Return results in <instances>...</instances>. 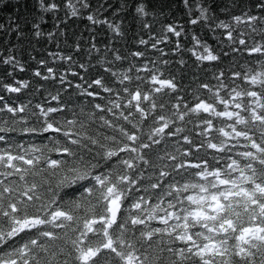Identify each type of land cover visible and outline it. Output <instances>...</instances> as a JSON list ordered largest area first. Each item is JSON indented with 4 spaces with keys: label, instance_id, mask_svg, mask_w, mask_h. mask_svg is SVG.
<instances>
[{
    "label": "snow or ice",
    "instance_id": "obj_1",
    "mask_svg": "<svg viewBox=\"0 0 264 264\" xmlns=\"http://www.w3.org/2000/svg\"><path fill=\"white\" fill-rule=\"evenodd\" d=\"M184 2L195 17L190 23L202 21L209 28L226 30L223 35L232 42V52L264 57V43L253 40L249 46L242 33L234 36L230 23L220 20L216 24L219 6L213 0H199L194 5ZM37 6L42 12L66 7V16L86 11L89 21L100 22L90 0H80V11L71 0L66 5L39 0ZM130 6L138 16L149 15L146 4L138 0L131 5L123 0L115 11ZM193 6L199 15L192 12ZM21 7L27 9V0L22 5L18 2L17 11ZM254 7L264 13V0H257ZM229 15L237 23L243 17L253 34L258 27L264 41V15L251 11ZM38 19L33 17L32 24L37 36L41 34ZM111 26L120 31L118 25ZM11 28L21 35L18 24ZM164 28L180 36L173 24ZM192 39L202 49L199 54L195 47L191 49L197 61L220 59L206 43L196 36ZM159 42L151 47L155 49ZM237 42L240 47H233ZM75 48L81 45L76 43ZM112 56L109 61L97 50L111 83L101 75L88 88L77 83L75 88L82 95L93 98L79 107L71 102L46 109L37 104L39 115L32 112L37 122L30 123L24 105L3 104L11 117L0 124V264H264V61L257 68L249 66L247 72L232 71V76H243L259 91L228 90L226 95L234 101L247 98L246 103L237 102L235 110H229V100L220 95L228 87L219 82L223 71L214 90L208 83L199 85L213 92L211 102L197 96L181 108V97L175 95L179 91L176 77H165L158 66L167 61L145 60L141 67L129 63L125 68L126 57ZM132 56L143 57L144 53L135 51ZM60 58L76 63L70 55ZM13 61L8 56L4 63ZM78 67L85 69L86 64L80 62ZM46 72L56 75L52 67H46ZM35 75L41 76L39 69ZM65 79L60 76L61 86L70 87ZM145 81L149 82L147 90L141 87ZM92 85L107 96L90 91ZM4 87L20 91L11 84ZM168 92L176 103L168 100L170 110L165 114ZM51 98L59 100V94ZM97 98L104 102H96ZM216 102L223 110H218ZM201 112L227 119L220 120L217 127L213 119L202 118ZM186 117L188 122L195 118L205 126L200 135L207 136L214 128L217 135L197 142L180 126ZM11 134L39 135L42 142H16ZM164 137H178L185 146L156 154L154 146L159 148ZM230 141H234L231 148ZM241 142L243 151L238 150ZM204 148L224 153L225 166L219 165L212 152L207 153L211 159H190ZM233 150L236 158L227 155ZM152 221L161 226H152Z\"/></svg>",
    "mask_w": 264,
    "mask_h": 264
},
{
    "label": "trees",
    "instance_id": "obj_2",
    "mask_svg": "<svg viewBox=\"0 0 264 264\" xmlns=\"http://www.w3.org/2000/svg\"><path fill=\"white\" fill-rule=\"evenodd\" d=\"M18 2L22 5L24 0H0V124L5 118H10L11 114L6 113L3 109V104L8 103L14 106L24 105L25 114L29 116L30 123H36V117L32 116L35 111L37 116L39 110L36 109L37 104L45 107H58L61 103H69L81 106L93 98L86 97L81 94L79 89L75 88L77 83L81 84L83 88H88L91 80L97 75L103 76L106 83H111L110 76L104 73L103 67L97 57V50L103 54L109 61L113 60L112 53L126 57L123 66L126 68L129 63L135 64L136 67H141L145 60L167 61L166 65H160L163 68V75L165 77L172 75L176 77L179 84V91L175 93L180 96V105L183 108L184 103L191 104L197 96L210 101L213 92L207 89H201V83H208L213 90L218 86L217 76L219 72L223 71L224 76L219 78V82L228 87L220 90V95L229 100V110H235L234 104L237 102H245L247 98L240 97L235 101L227 96L228 90L235 88L236 90L259 91L258 86H252L244 80L243 76L234 77L232 71L247 72L249 66L257 68L264 57L260 53H248L247 51L232 52L227 37L223 35L226 31L223 28L212 27L209 28L204 22L197 21L195 24L190 23L191 19L195 17L189 12L185 6L184 0H138L146 4L149 13L146 17L138 16L133 7H127L122 11L116 12L115 8L120 5L123 0H90L93 9L96 10V18L100 21L94 23L87 19V12L73 16L71 14L65 15L68 12L66 7H61L55 12H42L37 6L39 0H27V9L21 7L17 11ZM47 2H56L58 4L66 5L68 0H47ZM199 0H189V3L194 5ZM257 0H213L215 5H218L217 12L219 21L231 24V29L234 36L246 38L250 46L253 40L262 42L260 31L257 25V32L253 34L251 29L247 26L248 22L242 17L241 21L237 23L230 19V15H240L242 12L251 11L253 15H264L254 7ZM71 3L80 11V0H71ZM112 5L109 8L108 5ZM128 4H132V0H128ZM100 5H104L100 9ZM192 12L199 15L195 7H192ZM11 17V19H10ZM23 17L24 19H19ZM33 17H37L39 23L40 35H35V30L32 27L34 22ZM148 24L149 28H144V24ZM173 24V26L180 31V36L177 37L172 32L165 31L166 24ZM18 24L21 35L17 36L16 29L11 28L10 25ZM111 25H118L120 31L117 33ZM48 33H52L49 37ZM167 36V39H164ZM196 36L203 43H206L220 59L218 61H197L192 54L191 49L196 48L197 54L202 49L195 45L192 37ZM141 40L147 44L140 43ZM156 48L151 47L152 43H156ZM179 42V44H177ZM81 45L80 49L75 48V44ZM95 44L93 49L91 45ZM233 47L239 48L238 42ZM176 49V51H173ZM141 51L144 53L143 57H133L132 53ZM228 52L227 56L223 53ZM61 55H70L73 58L71 61L62 60ZM14 57L11 63H4L6 57ZM44 60L45 64H40ZM183 61V63H181ZM80 62L86 64L85 69H79ZM119 61L115 64L119 65ZM152 65L149 64V67ZM46 67H52L56 73L55 77L46 72ZM39 69L41 76L35 75V70ZM73 69L81 73L79 76H74ZM66 77L64 83L71 85L70 87H62L60 83V76ZM135 75V73H134ZM47 77V78H45ZM23 82V84L21 83ZM149 82L145 81L141 84L142 88L147 90L146 85ZM11 84L13 87L20 88L19 92H10L4 85ZM89 90H96L100 92V96L106 97L107 94L92 85ZM59 94V100H52L53 95ZM173 93L168 92L165 97L166 107L165 114L170 110ZM96 102H104L97 98ZM218 110H223V106L216 102L215 105ZM159 111V109H157ZM200 116L205 119H213L214 124L218 127L220 120L227 118H215L208 113H200ZM185 124L180 125L186 129V134L190 135L197 142H202L206 139H212L217 135L215 128L209 130V135H200L201 129L205 126L195 118L190 122L189 118H185ZM179 123V122H178ZM151 124V120H149ZM172 127V125H170ZM173 130L175 128L173 127ZM3 134V133H0ZM13 140L20 142H35L40 144L41 137L32 134H11ZM234 141H230L228 147L231 148ZM185 146V142L178 137H164L159 148L154 146V152L159 154L162 151L175 152L177 148ZM0 147L3 144L0 143ZM239 151H243V142L238 146ZM195 151V150H194ZM212 152L213 156L218 160L219 165L223 168L226 163V156L224 153H215L213 150L204 148L196 153L190 159H196L197 156L211 159L207 153ZM178 156L180 153H176ZM126 155V154H125ZM227 155L236 158V150L227 152ZM155 158V156L153 157ZM230 162V161H228ZM180 180V176L175 177ZM147 183V180H145ZM152 226H161L157 221H152Z\"/></svg>",
    "mask_w": 264,
    "mask_h": 264
}]
</instances>
